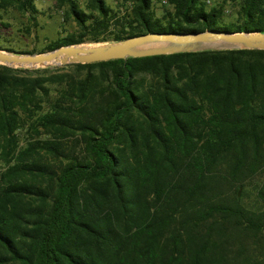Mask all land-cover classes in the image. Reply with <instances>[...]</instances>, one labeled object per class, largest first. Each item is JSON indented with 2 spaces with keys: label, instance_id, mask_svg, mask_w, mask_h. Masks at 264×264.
Listing matches in <instances>:
<instances>
[{
  "label": "trees",
  "instance_id": "1",
  "mask_svg": "<svg viewBox=\"0 0 264 264\" xmlns=\"http://www.w3.org/2000/svg\"><path fill=\"white\" fill-rule=\"evenodd\" d=\"M155 1L58 0L78 28L43 50L264 31V0ZM0 264H264V48L0 62Z\"/></svg>",
  "mask_w": 264,
  "mask_h": 264
},
{
  "label": "water",
  "instance_id": "2",
  "mask_svg": "<svg viewBox=\"0 0 264 264\" xmlns=\"http://www.w3.org/2000/svg\"><path fill=\"white\" fill-rule=\"evenodd\" d=\"M241 47L264 48V31L217 29L192 32L148 31L120 40L63 44L41 52L13 51L0 47V62L13 66L35 67L205 48Z\"/></svg>",
  "mask_w": 264,
  "mask_h": 264
},
{
  "label": "rangeland",
  "instance_id": "3",
  "mask_svg": "<svg viewBox=\"0 0 264 264\" xmlns=\"http://www.w3.org/2000/svg\"><path fill=\"white\" fill-rule=\"evenodd\" d=\"M87 0H80L85 6ZM114 8L120 6L121 0H107ZM222 0H210V4H216ZM38 11L31 16L29 12H22L16 8H10L4 15L9 26L0 25V44L11 46L18 50L35 49V52L43 50L51 40L60 35L77 30L76 21L67 17L64 10L58 7V0H35ZM155 7L158 13H162L165 7V0H156ZM238 15L236 7L230 2L226 5V20L236 19ZM83 42H104V41H83ZM2 47V48H5ZM50 50V49H46ZM250 205H256L254 198H248ZM259 204L258 202H256Z\"/></svg>",
  "mask_w": 264,
  "mask_h": 264
}]
</instances>
